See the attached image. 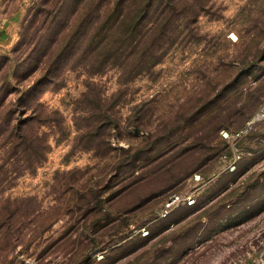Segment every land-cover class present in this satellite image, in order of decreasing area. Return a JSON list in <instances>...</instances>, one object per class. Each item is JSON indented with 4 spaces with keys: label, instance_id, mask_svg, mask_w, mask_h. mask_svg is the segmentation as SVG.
Instances as JSON below:
<instances>
[{
    "label": "rangeland",
    "instance_id": "374dc122",
    "mask_svg": "<svg viewBox=\"0 0 264 264\" xmlns=\"http://www.w3.org/2000/svg\"><path fill=\"white\" fill-rule=\"evenodd\" d=\"M58 1L45 7L59 13L51 30H38V19L28 29L43 38L38 50L17 71L15 60L8 63L0 79L27 91L28 110H17V92L3 110L14 104L18 115H30L40 102L37 112L52 118L29 123L36 155L0 145V264H251L264 257V121L234 143L242 154L232 172L223 155L231 158L233 143L219 134L243 127L264 104V0H203L209 9L184 29L197 36L181 41L183 33L162 61L130 81L111 65L92 71L72 59L52 69L51 82L39 81L45 66L34 65L44 45L56 37L59 49L80 8L71 12L77 0ZM38 7L40 0H0V56ZM97 110L116 115L119 126L81 140L83 117ZM173 193L193 194L195 202L161 217ZM5 207L18 210L4 219Z\"/></svg>",
    "mask_w": 264,
    "mask_h": 264
},
{
    "label": "trees",
    "instance_id": "16d2710c",
    "mask_svg": "<svg viewBox=\"0 0 264 264\" xmlns=\"http://www.w3.org/2000/svg\"><path fill=\"white\" fill-rule=\"evenodd\" d=\"M51 1L40 0L44 7H38L36 14H27L25 17L19 40L7 54L0 56V79L5 76L3 70L8 63L15 60L14 66L17 71L31 58L32 53L38 50L43 38L27 36L28 29L36 19L39 20L38 30L49 31L52 29L51 25H55V17L59 13L52 12L54 6L45 9ZM58 2L61 7L67 0ZM56 3L57 1L55 7ZM78 7L80 8L77 10ZM208 9L203 0H77L71 11L77 10V12L71 22L68 20L66 23L69 32L62 40L59 49H53L58 42V38L55 37L49 45H44L42 53L38 56V63L34 67L37 68L41 64L45 66V73L39 81L51 82L52 79H48V75L52 69L57 71L64 62L71 59L75 64L83 65L92 71H97L95 68L100 66L111 65L120 70V78H123V82L130 81L162 61L170 47L177 40L179 41L184 29ZM190 34L197 36V33L190 31L184 33L181 41L192 38L193 35ZM31 39H36L32 46ZM13 92L19 93L14 102L19 110L25 97L24 93L27 91H20L6 79L0 82V145H10L8 149H13L11 152L21 148L25 158L30 153L37 154L36 147L33 146L34 142L39 145L38 135H30L29 123L34 120L39 125H44L52 118L43 115L42 109L37 112V106L42 107L40 102H36L32 107L30 115H25L26 113L18 115L17 110L14 111L12 108L14 104L3 110L8 94ZM22 108L28 110L24 105ZM83 118L86 123L79 138L87 142L96 139L102 129L110 127L116 129L119 126L116 115L103 110L88 112V117ZM89 146L86 145V148L90 149ZM136 157L137 155H134L128 159L127 166ZM121 166L124 167L121 163L117 168ZM6 208H3L4 212H2L4 219L12 218L18 210L15 208L14 211H10Z\"/></svg>",
    "mask_w": 264,
    "mask_h": 264
},
{
    "label": "built area",
    "instance_id": "2783aa9c",
    "mask_svg": "<svg viewBox=\"0 0 264 264\" xmlns=\"http://www.w3.org/2000/svg\"><path fill=\"white\" fill-rule=\"evenodd\" d=\"M260 121H264V104L260 108V110L255 114V116L251 118L249 121H247L243 127L232 132L225 129H221L219 131L220 137L223 140L229 143H233V146L231 148V158L227 159L226 156L223 155V158L227 162L225 166V169L227 171L230 172L234 171L236 168L237 161L241 158L242 152L236 145H234V143L239 139L243 138L244 136H247L250 133L251 129L254 127V125ZM193 182L195 184H199L201 182L199 174L193 175ZM194 202H195V198L193 194L182 195L180 193H173L164 202L160 212V216L165 217L173 208L179 205L192 206ZM135 231L136 232L139 231L142 236H146L148 234V230L145 228H140L138 230L136 229ZM98 257H101V255L97 253V258ZM251 264H264V257L260 258L259 260H256Z\"/></svg>",
    "mask_w": 264,
    "mask_h": 264
}]
</instances>
